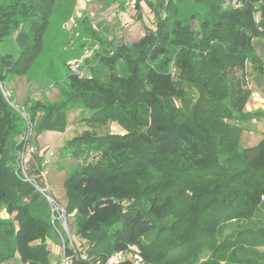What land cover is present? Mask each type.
<instances>
[{
	"label": "trees",
	"instance_id": "16d2710c",
	"mask_svg": "<svg viewBox=\"0 0 264 264\" xmlns=\"http://www.w3.org/2000/svg\"><path fill=\"white\" fill-rule=\"evenodd\" d=\"M199 1L206 10L197 31L177 18L175 0L149 1L154 29L145 26L110 53L94 52V64L85 58L89 74L68 73L59 100L30 104L42 113L36 131L59 128L70 105L93 110L83 118L90 129L63 146L92 158L65 183L73 241L86 254L71 264H102L152 232L142 244L145 264H264V225L250 220L264 214V137L239 146L247 123L264 119V110L244 108L247 63L264 76L253 45L264 40V0H236L232 8ZM55 3L0 2V40L14 34L19 48L16 58L0 53V83L8 73L24 75L39 55ZM121 60L127 72L120 75L113 66ZM98 62L108 67L106 80L93 74ZM111 120L123 132L95 130ZM22 124L0 90V210L9 215L0 216V264L15 256L51 264L46 239L59 236L38 189L45 182L35 152L24 147L19 165ZM209 251L212 258L199 261ZM116 264L135 263L128 256Z\"/></svg>",
	"mask_w": 264,
	"mask_h": 264
},
{
	"label": "rangeland",
	"instance_id": "374dc122",
	"mask_svg": "<svg viewBox=\"0 0 264 264\" xmlns=\"http://www.w3.org/2000/svg\"><path fill=\"white\" fill-rule=\"evenodd\" d=\"M135 1L56 0L43 35L41 52L24 75L8 73L5 76V82L1 83L4 88L11 92L15 103L24 108V115L16 110L23 123L22 130L17 137L18 140L24 137L23 135L31 126L28 146L32 147L36 161L40 164L45 190L63 206H66L68 202L65 185L67 178L92 159L91 156H73L67 153L63 146L67 139L90 129L83 118L89 117L93 110L80 106L82 104L70 105L64 109L63 119L57 118L59 128H42L36 131V125L42 113L40 111L32 113L30 104L35 100L50 103L61 98L60 92L67 89L66 76L70 73L67 66L68 61L80 58L85 53L90 52L88 61L90 64H94L96 62L92 56L94 52L110 53L113 46L119 41L130 42L141 37L144 34L145 26L154 29V14L147 3L150 1L154 6L158 0H141L138 9L135 7ZM215 1L223 8L236 6L235 0ZM110 2L111 4L108 5ZM175 2L178 7L177 18L182 19L183 23H190L191 29L197 31L199 22L205 15L206 7L204 4L199 0H175ZM163 13L161 12L162 15ZM174 19H176L175 16ZM170 27H174V23H171ZM13 36L14 34L9 39L0 40V53L8 52L13 58H16L19 54V48ZM253 45L257 54L264 60V40L254 38ZM169 55L170 51L162 54L158 61L165 62V58ZM170 61L171 59L167 61L166 69L172 66V61ZM113 67L120 75L127 72L126 64L122 60L115 62ZM81 68L85 74H89L85 61L81 63ZM93 74L102 80H106L108 67L98 62ZM246 80L251 89V94L244 108L248 111L264 110V76L253 70L247 63ZM123 129L120 124L112 120L106 125L95 127L98 133L105 131L121 133ZM262 137H264V119L252 120L247 123V129L241 133L239 146L243 148L253 145ZM0 216L7 218L9 215L2 208ZM250 220L254 224L264 225V214L254 216ZM67 221L73 236L75 226L72 221V213L68 214ZM153 235V232L148 233L141 239L140 244L127 246L129 257L135 264H145L142 244ZM46 245L50 263H52L57 260L60 252L59 240L47 238ZM259 249L263 250L264 247H259ZM210 255L211 251L207 252L205 257L199 261L205 260L207 256H209L207 260L212 258ZM134 256L140 259V263ZM1 264L26 263L15 256Z\"/></svg>",
	"mask_w": 264,
	"mask_h": 264
},
{
	"label": "built area",
	"instance_id": "2783aa9c",
	"mask_svg": "<svg viewBox=\"0 0 264 264\" xmlns=\"http://www.w3.org/2000/svg\"><path fill=\"white\" fill-rule=\"evenodd\" d=\"M235 5L237 6V3ZM90 55H91L90 52L85 53L80 58H76V59L68 61L67 66L69 68V71L73 73H77L79 75H84L85 72H83V69L81 68V63L84 61L85 58L89 57ZM0 90L3 96L5 97V99L7 100V102L9 103V105L12 106L19 113L24 115V108L18 106V104L15 103L14 99H12L11 92L7 90L6 88H4L1 83H0ZM30 127L27 129V132L23 135L25 138L24 137L21 138V141L25 144L23 145V148L20 149L19 151V160H20L19 165L20 166L22 164L21 161L24 157V147L27 148L28 146V137L30 135ZM28 149L32 150V147L28 146ZM38 189L40 192L43 193L44 197L46 198L49 204L51 222L53 223L55 231L57 232V235L59 236L60 252L57 256V260L53 261L51 264H71L72 258L74 256L78 255V256L85 257L86 254L84 252L83 247L81 245L74 243L73 241V236L70 232L69 224L67 221L68 214L66 212L65 206L59 204L53 196H51L50 194L46 192L45 188H38ZM65 240L67 241V246L72 248L71 254L66 253V243H65L66 241ZM128 256H130L128 254V248L117 250L111 253L109 256H107L104 259V261H102V264H116V263L124 261ZM135 259L137 260L138 263H140V259L137 256L135 257ZM95 264H100V259H97L95 261Z\"/></svg>",
	"mask_w": 264,
	"mask_h": 264
}]
</instances>
